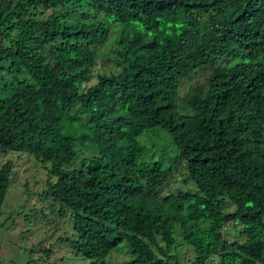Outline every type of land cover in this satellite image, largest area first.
Masks as SVG:
<instances>
[{"label":"trees","instance_id":"16d2710c","mask_svg":"<svg viewBox=\"0 0 264 264\" xmlns=\"http://www.w3.org/2000/svg\"><path fill=\"white\" fill-rule=\"evenodd\" d=\"M106 18L116 63L94 73ZM0 39L21 76L0 97V151L45 163L44 193L70 210L85 264L124 241L127 264H181L153 247L176 228L191 264H264V0H0ZM152 129L176 148L168 166L144 156ZM174 166L195 191L163 192ZM12 173L0 164V213Z\"/></svg>","mask_w":264,"mask_h":264},{"label":"rangeland","instance_id":"374dc122","mask_svg":"<svg viewBox=\"0 0 264 264\" xmlns=\"http://www.w3.org/2000/svg\"><path fill=\"white\" fill-rule=\"evenodd\" d=\"M45 10L42 16L51 13ZM83 12L93 15L87 9ZM77 16L75 14L74 18ZM103 18V16H100ZM108 30L105 37L96 44V70L108 71L114 68L116 58L113 54L116 23L106 18ZM3 46L7 44L0 39ZM0 97L7 96L9 86L15 81L17 74L8 70L9 60L0 61ZM208 69L201 70L182 80L179 93L182 96L194 82H202ZM6 88V89H5ZM183 105V104H182ZM147 145L144 156L153 159L159 158L164 166H168L174 159L176 148L171 137L162 130L152 129L140 138ZM6 160L13 162V173L10 176V185L7 188L0 213V264H85L86 260L77 255L70 245L74 238V229L71 212L65 206L53 201L44 190L49 181L55 178L48 175L45 163L25 151H0V164ZM175 174L163 186V192L168 190L195 191V185L184 181V169L174 166ZM46 194V195H45ZM233 205L226 207L227 210ZM240 226H229L224 229V237L240 239L238 230ZM175 242L167 248L164 240L160 239L154 245L160 259H168L175 255L181 264H191L195 259L196 251L186 243L178 228L175 229ZM129 246L126 241L113 249L106 261L108 264H127L131 258ZM173 260V259H171ZM218 262L216 257L209 259L210 264Z\"/></svg>","mask_w":264,"mask_h":264},{"label":"built area","instance_id":"2783aa9c","mask_svg":"<svg viewBox=\"0 0 264 264\" xmlns=\"http://www.w3.org/2000/svg\"><path fill=\"white\" fill-rule=\"evenodd\" d=\"M0 45H2V42H1V40H0ZM230 225V223L228 224H225L224 226H223V228H222V230H221V232L223 233L224 232V229H226L228 226Z\"/></svg>","mask_w":264,"mask_h":264}]
</instances>
